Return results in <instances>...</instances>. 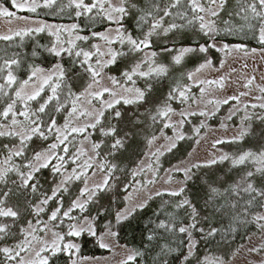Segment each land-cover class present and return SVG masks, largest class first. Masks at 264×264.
<instances>
[{
  "label": "snow or ice",
  "instance_id": "snow-or-ice-1",
  "mask_svg": "<svg viewBox=\"0 0 264 264\" xmlns=\"http://www.w3.org/2000/svg\"><path fill=\"white\" fill-rule=\"evenodd\" d=\"M147 7L137 9V5L133 0H68L67 7L76 9L77 17H87L95 19L101 17L107 20L110 24L115 25L114 28L108 29L106 32L96 33L92 35L104 41L103 46L92 44L88 50L80 47L76 41H88L87 35H75L74 39L65 42L61 40V33L68 32L69 35L77 32L79 26L72 24L68 28L60 26L48 25L41 23L38 27H28L15 31L12 34L0 35V40L12 41L14 37H20L23 41L25 36H30L33 33H41L49 31V34L55 39L50 43V46L44 48L54 57L63 59V55L75 57L74 64L82 69L83 75L87 77L86 86L82 91H74L69 83L70 77L68 70L65 69L62 63H55L52 68L45 69L36 64H30L27 70L26 78L21 79L17 73L20 71L23 63V57L20 53H13L8 56L6 53L0 54V137H13L16 142L8 145H3L0 148V184H6L10 173L16 175L17 180L12 181L15 185L16 192L12 189L7 192L0 193V241L7 237L14 236L12 231L13 225L21 216V209L15 204H8L10 195L18 194L26 199L31 195H38V202L28 201V208L35 220H28L26 226L19 228L20 239L12 245L0 246V264H50L53 257L58 254H65L68 257L69 264H79L78 253L80 245L75 242L74 238L80 237L87 233L92 237H96L101 248L108 249L111 247L109 243L104 242V234L100 236L94 227L95 217L87 215L74 216L73 213L77 210L83 214L87 212L88 205L94 202V198L98 192H102L111 187L110 179H116L114 170L116 165H109L106 161L97 163L92 156H89L82 164L77 163L85 153L78 150L73 155V163H77V167L68 172L65 168L67 163L66 155H61L62 151L67 154L69 136L73 134L86 133L89 128L96 129L99 126L101 134L105 137H113L111 149L113 154L115 151L125 146V141L132 132H124L123 136L118 134V126L112 124V120L120 121L123 119V113L117 109V105H139L148 102L147 94L151 91V84L146 88L137 87V78L150 80L163 77L168 73V66L160 64L156 61L158 53L152 51L153 37L167 36L169 33L184 30L194 25L198 26V31L206 38L205 43L199 44L198 47H181L179 49L165 47L162 51L173 52L177 54L172 56L174 64H181L184 57L189 53L199 52L207 54L214 49L217 52H223L225 56L231 52L245 51L241 45L229 46L228 44L220 45L218 37L223 32L225 35H235L243 31L245 28L258 32V42L264 45V0H236L238 10L234 13H229V16H237L244 21V24L236 27L229 20H224L223 28L218 26V19L221 12L224 11L228 0H146ZM56 3V0H43L39 3L38 0H12L13 8L21 11L35 12L38 7L50 8ZM132 10H138L137 29L140 35L134 36L124 26L125 18L128 17ZM0 16L13 17L14 12L0 6ZM172 18L169 22L165 18ZM183 21V23H177ZM147 29L146 31L144 29ZM119 44L120 48H113L112 45ZM253 52L256 50L253 49ZM130 54H141L140 58L129 68L121 73L122 79H117L114 76H107L105 69L114 65L118 58L128 56ZM38 53L33 50L32 56H37ZM221 68L224 66V61L220 62ZM213 61L207 55L204 57V62L201 63L194 72H189L187 78L196 81V75L204 69L212 68ZM233 71H235L233 69ZM80 75V73H76ZM107 78L110 81L111 87L104 86L103 82ZM254 78L247 79L244 84L245 88L252 85ZM226 77L220 76L215 80L199 81L201 84L216 85L220 88L225 87ZM190 89L187 86L174 87L169 91L167 97L155 107L154 114L151 115L152 121L163 123V128H173L175 131L174 137L164 136L161 129V136L167 141V144H161L156 147L155 151H149L146 155L151 159L155 157L159 160L165 152H170L176 147V141L184 139L182 133L177 129L185 123L187 115L195 113H186L181 111L176 113L171 106V101L179 100L181 103L189 99L188 92ZM264 93V87L259 89ZM205 89L201 88V93ZM247 93H240L239 96H231L222 101H211L208 103H224L229 100L239 101L240 96ZM108 97L107 99L105 97ZM6 98V99H5ZM257 99H264L257 97ZM253 108L257 105L253 104ZM264 109V103L259 105ZM64 114L63 125L58 124L57 114ZM106 113H109L106 116ZM179 115L180 120L173 122L172 116ZM200 115H207L201 111ZM231 118V117H229ZM244 119H251L246 116ZM257 119L264 120V116H258ZM108 120V124L103 122ZM83 122V123H82ZM134 124L139 121H134ZM203 126V125H202ZM250 127V126H249ZM199 132V129H196ZM248 134V128H242L238 135L234 136L232 143L242 140ZM50 138L53 142L40 150H33L31 156L26 155L29 150L30 142L34 139L48 141ZM87 140L88 136L85 135ZM158 137L153 135L147 139V145L151 149L157 141ZM225 143L224 140H216L213 144L216 145ZM101 147L100 143L92 144V151L96 156H99L97 149ZM6 150V151H5ZM19 158V162L17 159ZM230 161L233 168L252 164L254 170L246 171L239 180L235 181L228 188L221 190L218 187L209 185L208 201H214L216 198H225V204L217 208L221 211L225 208H230L235 212L232 218V223H247L248 217H251L252 223H255L260 232L264 233V211L251 212L250 209L256 207L264 209V188H257L251 179L254 175L264 176V149L259 152L252 150L243 151L239 154L230 155L224 153L218 157L206 161L204 164H194L196 167H209L217 163ZM96 168L105 173L102 183L89 185L88 170ZM148 170H152V165H147ZM49 169L53 176H59L60 179L51 188L50 194L48 191L42 190L39 181V174L42 170ZM180 171L181 169H176ZM145 168L138 166V170H133L132 175L135 177L138 172H144ZM186 179H191L189 175L191 168L183 169ZM94 174V173H93ZM172 179L169 174V182ZM73 181H82L83 187L79 189L78 195L72 200L70 205L65 209L63 203L64 194H70V185ZM156 183V172L152 171V179H149L142 187H147V184ZM184 192L181 187L177 191H168L171 196H179ZM157 196L162 195V192H156ZM236 197L235 200H228L227 197ZM247 196V200L244 197ZM129 197H126V200ZM151 199V197H149ZM50 201L56 202V207L51 210L47 219L41 218V214L45 213ZM242 212L236 211L241 208ZM147 201L125 207L116 211L115 220L119 224L128 219L137 208L145 207ZM177 209H190L189 222L184 224L177 222L175 218L169 221H160L156 227L163 229L168 233L185 234L188 240V255L184 257L187 261L192 255V249L196 247V241L192 239L193 231L204 233L203 228H198L199 212L191 202L185 198L179 201ZM69 221L67 231L57 230L64 221ZM10 221V222H9ZM234 227H230L229 231H235ZM217 228H210L206 236L214 237L218 234ZM43 233L44 235H41ZM50 235V238H49ZM107 235L116 237L117 233L111 230L109 226ZM149 241L154 239L153 234L147 236ZM175 251L164 244L161 246V256ZM250 253H264V244L259 247H250ZM139 251H133L120 261V264H135L137 257L141 256ZM235 255V253H233ZM87 259V257L80 258ZM167 264V261H164ZM215 264H228L227 259L220 257L216 258ZM259 264H264L262 259Z\"/></svg>",
  "mask_w": 264,
  "mask_h": 264
},
{
  "label": "rangeland",
  "instance_id": "rangeland-1",
  "mask_svg": "<svg viewBox=\"0 0 264 264\" xmlns=\"http://www.w3.org/2000/svg\"><path fill=\"white\" fill-rule=\"evenodd\" d=\"M30 3L31 0H28ZM86 2H90V0H86ZM0 6L7 8L9 11L14 12L15 16L13 17H5L0 16V35L2 34H12L15 31H19L21 29H25L28 27H38L41 23H45L48 25H54V26H60L62 28H68L72 24H77V22L69 21V22H54L50 20H45L39 17H34L30 15L24 14L25 11L18 10L16 8H13L12 6V0L10 2V6L6 7V5L2 2H0ZM238 10V5L236 3V0H228L225 9L220 14V18L218 19L217 23L220 28H223V21L229 20L231 23H235V17L237 16H229V13H234ZM76 17V15L74 14ZM172 19V18H171ZM240 20V23L244 24V21ZM107 21V20H106ZM238 21V18H237ZM234 24L236 27H239L242 24ZM79 26V25H78ZM115 25L110 24L108 21L103 27V29L99 31H92L88 34L81 33L78 28L77 32L72 33L69 35L68 32H62L61 33V40L67 43L68 40L74 39L75 35H87L89 37L88 41H76V43L84 48L85 50H88L92 44H97L103 46L104 41L98 39L97 37H94L92 35L93 32L96 33H102L106 32L110 28H114ZM147 30L146 28L144 29ZM245 30L249 31L247 28ZM243 30V31H245ZM250 33L247 34L248 38H244L245 40L249 41V43H243V41H227L226 37L228 35H225L223 32L221 35L217 38L220 45L228 44L230 47L233 45H241L243 49L247 50V54H245V51H233L229 55L225 56L223 52H217L216 50L212 49L209 51V53H199V60L194 64L192 67L188 68L187 70H184L181 74L182 81H180L175 87H183L187 86L190 91L187 93L189 99L183 103H181L179 100L171 101V106L173 109H175L176 113H179L181 111H185L186 113H195L193 115H187V118L185 120V123L182 127L178 128L177 130L183 134L184 139L176 141V147L180 143L183 145V147L180 148L181 154H178V156L172 160V161H166L170 152H165L162 156L159 157V160L157 161L155 157H152L151 159L146 155L149 151H155L156 147H159L161 144H167V141L161 136V129H163L164 136L167 137H174L175 131L173 128H163V123L159 122V124L155 127V131H153L149 136H147L146 140L140 146L141 153L139 156L130 162V158L127 157L132 148L126 149L123 153V149L126 148L124 146L123 148L115 151L114 154H119L121 159V165H131L129 167V170L126 174V177L123 176V171L116 166L114 170V176L116 179H110L111 187L108 188L105 191L98 192L97 196L94 198V202L100 197L106 194V196L110 195L109 197H106L107 199H115L112 197V193L114 190L116 192H120L119 197L115 201L117 204L116 206H112L111 211L113 212V225L106 226L102 231L99 233L97 232V235L100 236L101 234H104V242L109 243L111 245L110 248L105 249L106 253L102 255H86L82 252L78 253V259L79 264H120V261L128 254L133 252V250L126 245H123L121 243H118L116 241L115 237H111L107 235V231L109 226L111 227V230L115 232L114 225L116 224L115 220V213L116 211L127 207H132L135 204L142 203L144 201H147L146 205L150 203L151 200H153L155 197L162 198L164 202H166L167 199H171V206L170 208H166L167 211L165 213L169 214L166 216V218H170L172 214H177V212H180V209L178 210L175 206L176 204L187 198L189 201V195L185 193L186 186L188 184V181L190 179L185 178V174L183 172V169L185 168H191L190 176L191 179H196L198 175L202 176V170H211L213 173L212 166L217 165H223L227 169L228 175H232L234 180L230 183L233 184L235 181L239 180L240 177L248 170H254V166L252 164H247L246 166H240L237 168H233L230 164V161H224L223 163H217L214 165H211L209 167H196L193 168L192 165L194 164H204L206 161L212 159L213 157H218L224 153H228L230 155L239 154L246 150H235L233 145L236 143L229 142L231 139L238 135L239 131L242 128H247L250 124V120L254 118V121L257 120L258 122H261V125H264V120L257 119L258 116H264V109L260 108L259 105L261 103H264V99H257V97L264 98V93H261L259 89L261 87H264V45L260 44L257 39L258 32H255V30L249 31ZM44 34L48 40V43L45 45V48L47 46H50V43L55 39L54 36L49 34V31L41 32ZM37 34L33 33L32 35ZM30 35V36H32ZM30 36H25L23 41H27V39ZM250 37V38H249ZM15 38V37H14ZM20 38V37H19ZM239 38V37H237ZM240 39V38H239ZM21 40V39H20ZM206 40V39H205ZM205 40L203 39L202 43H205ZM3 40H0V42ZM153 41L156 42V48L160 45L161 48L153 49L155 46L153 43L152 51H156L158 53L157 57L155 58L156 61L160 64H164L168 66V69L173 67L175 65L172 62V56L176 55L177 53L175 51L173 52H165L162 51L163 48H174L179 49L181 47H169L167 44L162 40L160 37H153ZM250 41H252L250 43ZM15 43L12 41H5L2 46H15ZM22 44V43H20ZM198 44V45H199ZM196 46H183V47H198ZM113 48H120L119 44L112 45ZM255 49L256 51L253 52L252 50ZM45 53L49 54L48 52L44 51ZM190 54V53H189ZM141 54H130L128 55V58H131V63L123 70V72L126 69H129L139 58ZM208 56L213 61V67L208 69H204L202 72L198 73L196 75V81L189 80L187 78V74L189 72H194L195 69L204 62V57ZM51 56V55H50ZM63 59H65L66 62H68L70 65H73V61L76 59L75 57H69L67 54L63 55ZM63 59L59 57H55L53 59V63L48 66L44 67L45 69H50L55 63H62ZM224 61V66L221 68L220 62ZM75 66L78 69V73H80V77L84 78V83L81 85V87L76 90L77 92L82 91L83 88L86 86L87 77L83 75L82 69L79 68L78 65L75 64ZM233 69L235 71H233ZM122 72V73H123ZM105 74L107 76H114L117 79H122V76L114 75L113 73H110L108 69H105ZM27 76V75H26ZM220 76L226 77L225 87L220 88L216 85H209L207 83L201 84L199 81H208V80H215ZM26 78V77H25ZM254 78L252 85H250L248 88L244 87V84L247 82V79ZM104 86L111 87L110 81L105 78L103 82ZM137 86V85H136ZM139 87V86H137ZM205 89L204 93H201V88ZM174 88V87H173ZM172 89V88H171ZM170 89V91H171ZM240 93H247V95L240 96L239 101L236 100H229L227 104L224 103H208L209 100L211 101H222L228 97L231 96H239ZM108 98L107 96L105 97ZM255 104L257 107L253 108L252 105ZM203 111L207 113V115H200V112ZM246 116L251 117V119H244ZM231 117V118H229ZM181 117L179 115H173L172 121H178ZM57 120L58 124L63 125L64 123V114H57ZM263 121V122H262ZM83 123V122H82ZM203 125V126H202ZM196 129H199V132L196 131ZM118 134L120 136L122 130L120 128L118 129ZM99 126L96 129L89 128L86 133L83 134H73L69 136V142H68V153L65 154L62 151L63 146H61L60 154L66 155L67 163L65 164V168L68 172H71L73 168L77 167V163L82 164L85 160L88 159L89 156H92L97 163H100L102 161H106L109 165H117V160H113L112 154L113 150L111 149V144L113 142V137H105L101 134L97 136V133H99ZM87 135L88 139L85 140L84 136ZM157 136L158 139L156 141V144L149 149L147 145V139L151 136ZM12 138V141L10 143L13 144L16 142L15 138ZM216 140H224L225 143L218 144L216 147H213V144ZM48 144L53 142V139L50 138L48 141ZM127 141H125L126 144ZM93 143H100L101 147L97 149V152H99V156H96L95 153L92 151V144ZM46 145V146H47ZM180 145V146H181ZM45 146V147H46ZM175 147V148H176ZM109 148L107 151L104 149ZM174 148V149H175ZM172 149V151L174 150ZM264 149V142L260 145V147L257 150H252L253 152H259L260 150ZM40 150V149H39ZM78 150H82L85 155L80 158V160L77 163H73L72 157L74 154L77 153ZM129 150V151H128ZM177 155V154H176ZM126 159V160H125ZM125 160V161H124ZM152 165V170H148L147 165ZM138 166L144 167V172H138V174L133 177L132 172L133 170H138ZM119 168V169H118ZM176 169H181L180 171H177ZM152 171L156 172V183L154 184H147V187H142L144 183H146L149 179H152ZM94 173V174H93ZM226 173V174H227ZM169 174L171 175L172 179L169 182H165L168 180ZM261 175L257 174L254 175L251 179L253 180L255 186L257 187L255 183L256 178H260ZM105 173L93 168L88 170V182L89 185L99 184L102 183L104 180ZM124 177V179L122 178ZM264 179V176L261 177ZM60 179L59 176H54L53 181L50 183V191L51 188L55 186V183L58 182ZM210 182H214V180L210 179ZM83 182L82 181H73L70 185V192L74 195L71 197V200L78 195L79 189L82 188ZM181 187L184 188V192L181 193L179 196H171L168 194V191H177ZM49 191V194H50ZM156 192H162V195L157 196ZM126 197H129V199L126 200ZM151 197V199H149ZM70 200V203H71ZM38 202V201H37ZM191 202V201H190ZM69 203V205H70ZM113 204V202H112ZM192 204V202H191ZM68 205V206H69ZM145 205V206H146ZM193 205V204H192ZM57 206V205H56ZM56 206L53 208H50L47 206L45 213L41 214V218L46 220L47 216L50 214L51 210H53ZM67 206V207H68ZM65 206V209L67 208ZM166 207V206H165ZM141 208H137L136 211L140 210ZM188 209V208H187ZM177 210V211H176ZM190 212V209H188ZM31 211V210H30ZM135 211V212H136ZM256 211H264V209H256ZM134 212V213H135ZM74 216L77 215V213H73ZM28 220H35V217L31 214L30 219ZM22 226H26L27 221ZM251 220V217H248V221ZM69 221L65 220L64 224L60 226L57 230L63 229V231H67V225ZM254 226L250 231L247 233L244 240L239 243L233 250L228 253L227 255H223L218 252L213 253H205L200 257L199 263L200 264H215L216 258L220 257L223 259L228 260V264H259V262L264 259V253H250L248 249L250 247H259L261 244H264V233L260 232V230L257 228L256 224L253 223ZM95 227V226H94ZM12 231L14 233V228H12ZM14 236H10L11 239L10 242L7 245L14 244L18 239H20V233H14ZM41 235H44L41 233ZM82 237H92L88 235L87 233H84L81 235ZM80 236V237H81ZM74 238L75 242L78 243L79 238ZM50 238V235H49ZM96 240L97 245L99 246V243L97 242L96 237H92ZM192 239H194V236H192ZM5 246V245H2ZM100 247V246H99ZM188 240L186 243V256L188 255ZM193 251V249H192ZM235 253V255H233ZM61 255L64 259L66 264H69V260L67 255L65 254H58ZM87 257V259H80ZM136 264V263H135ZM182 264V263H180Z\"/></svg>",
  "mask_w": 264,
  "mask_h": 264
},
{
  "label": "trees",
  "instance_id": "trees-1",
  "mask_svg": "<svg viewBox=\"0 0 264 264\" xmlns=\"http://www.w3.org/2000/svg\"><path fill=\"white\" fill-rule=\"evenodd\" d=\"M4 3L6 7L11 8V0H0ZM39 3H43V0H38ZM137 5V9L146 8V0H133ZM68 0H56V3L50 7H38L35 12L25 11L24 14L39 17L45 20H50L54 22H77L79 25V31L83 34H88L92 31H99L103 29L107 23L101 17H96L95 19H88L87 17H75L74 14L76 9L73 7H67ZM138 10H132L130 15L125 18L124 26L129 32L134 36L140 35V31L137 29V16L139 15ZM238 18V21H237ZM235 17V23L239 25V17ZM171 18L166 17L165 21L169 22ZM177 23H183V21H177ZM234 23V24H235ZM242 24V22L240 23ZM245 30V29H244ZM249 30V29H248ZM251 31V30H249ZM245 30L238 32L235 35H228L226 37L227 41H243V43H249V41L244 38H248L247 34L250 32ZM251 34V33H250ZM239 37V38H237ZM162 40L169 47H183V46H196L199 43L203 42V39L206 38L198 31V26L194 25L192 27L186 28L184 30H177L169 33L167 36H161ZM250 38V37H249ZM15 46H2L5 41L0 42V54L6 53L8 56H11L13 53H20L23 57V63L20 71L17 75L23 79L27 75V70L30 64H36L41 67H48L53 63L54 56H50L44 52L45 45L48 43L46 36L42 33H37L30 36L27 41L21 42L19 37L13 39ZM252 41H250L251 43ZM22 43V44H20ZM153 49L156 48V42H154ZM161 48L160 45L156 48ZM35 50L38 55L33 57L32 52ZM199 54L194 52L187 54L182 60L181 64L173 65L168 70V73L159 78H154L150 80H145L137 78V86L140 88H146L148 84H151V91L147 94L148 102L139 105H117V109L120 110L124 115L123 119L120 121L112 120V124H116L118 129L120 128L121 135L124 132H132L133 135L129 136L126 140V148L124 151L131 147L132 150L127 156L130 158V162L136 159L141 153L140 146L144 143L147 136H149L159 122H153L151 115L155 112L156 105L160 104L169 93L170 89L175 87L180 81H182V72L192 67L199 60ZM131 58L128 56H122L118 58L117 62L114 65L109 66L107 69L110 73L114 75L121 76V73L127 66L131 63ZM63 66L68 70V75L70 77L69 83L72 85L74 91L78 90L81 85L84 83V78L76 75L78 69L75 64L70 65L68 62L63 59ZM6 99V98H5ZM109 113H106L108 116ZM134 121H139V123L134 124ZM108 120H105L103 123L108 124ZM263 122V121H262ZM250 126V127H249ZM248 128V134L240 141L236 142L233 147L235 150H257L260 145L264 142V125H261V122L257 120L254 121V118L250 120ZM100 135V132L97 133V136ZM12 138L0 137V148H3V145H10ZM48 142L41 141L39 139H34L30 142V147L26 155L31 156L33 150H39L44 148ZM179 143L178 146L171 151L166 161L174 160L178 154H181L180 148L183 147ZM109 148H105L107 151ZM6 151V150H5ZM129 151V150H128ZM177 154V155H176ZM113 160H117V167L123 171V176L126 177V174L129 170V165H121V159L119 154H112ZM126 160V159H125ZM124 160V161H125ZM19 162V158L17 159ZM118 168V169H119ZM212 169L202 170V176L198 175L196 179H190L185 189V193L189 195V199L192 202L193 206L199 212V223L198 228H203L204 233L199 231H193L194 240L196 241V247L192 251V255L188 257V260L185 261L184 257L186 256V243L187 237L185 234L179 233H168L163 229H158L156 225L160 221H169L173 218L177 222H182L187 224L189 222V210L187 208L180 209V212L177 214H172L170 218H166L168 208L171 206V199H167L166 202L162 198L155 197L153 200L148 203L145 207L133 213L128 219L122 221L119 224L114 225L115 232L117 233L116 241L123 245L129 246L133 251H139L142 253L141 256L137 257L135 261L136 264H164V261H167V264H200L199 260L202 255L205 253L218 252L223 255L230 253L233 248H235L239 243H241L246 237L250 229L253 228L254 224L250 222L247 223H232V218L235 215V212L230 208L222 209L217 211L221 205L225 204V198L218 197L214 201H208L209 196V185L220 188L221 190L228 188L231 182L234 180L232 175H228L227 169L223 165L212 166ZM129 173V172H128ZM227 173V174H226ZM128 175V174H127ZM53 175L49 169H44L39 174V181L42 186V190L50 191V183L53 181ZM124 177H122L124 179ZM129 177V175H128ZM260 177V176H259ZM262 177V176H261ZM256 178L255 183L257 188H264V179ZM214 180L210 182L209 180ZM17 180L15 174L10 173L7 178L6 184H0V193L7 192L9 189H12L13 192H16L15 185L12 181ZM75 193V192H74ZM64 194L63 203L64 207L68 206L71 200V197L74 195ZM120 192L113 191L112 197L115 199H107L110 195L100 196L96 202H93L88 205L87 212L81 214L77 210L74 213H77L76 216L87 215L90 217H95L94 226L96 232L102 231L106 226L113 225V212L110 208L116 206L115 201L119 197ZM247 196L244 197V200H247ZM39 199L38 195L28 196L27 199L24 196L13 194L10 195L8 199V204H15L21 209V216L13 225L14 233L19 232V228L25 223L26 220L30 219L31 211L28 208V201L35 203ZM228 200H235L236 197H227ZM113 202V204H112ZM244 201H241V208L236 211L242 212V205ZM56 206L55 201L49 202V209ZM166 206V207H165ZM167 208V209H166ZM257 208L253 207L250 209L251 212H254ZM179 210V209H178ZM177 211V210H176ZM250 217V216H249ZM248 219V218H247ZM10 222V221H9ZM230 227H234L236 230L229 231ZM210 228H217L219 230L218 234L214 237H207L206 233ZM149 234L154 235V239L149 241L147 236ZM10 238L7 237L5 240L0 241V246L7 245L10 242ZM80 245V252L86 255H102L106 253L104 248H101L97 245L96 240L92 237L81 236L78 240ZM168 244V246L175 251L168 253L165 256H161V246ZM50 264H66L65 259L61 255H57L52 258Z\"/></svg>",
  "mask_w": 264,
  "mask_h": 264
}]
</instances>
